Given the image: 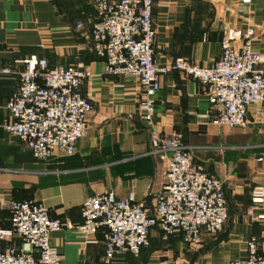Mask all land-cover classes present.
I'll return each mask as SVG.
<instances>
[{
	"label": "crops",
	"instance_id": "1",
	"mask_svg": "<svg viewBox=\"0 0 264 264\" xmlns=\"http://www.w3.org/2000/svg\"><path fill=\"white\" fill-rule=\"evenodd\" d=\"M93 2L0 0V227H10L13 200L43 203L50 217L66 222L49 235L61 254L58 264H103V234L88 236L76 229L83 199L103 192L123 198L132 192L152 212L165 182L163 163L151 152L137 110L138 79L106 74L104 58L94 50ZM153 26V57L160 69L154 123L161 135L180 131L194 161L224 181L228 218L221 232L202 235L198 246L184 243L180 233L165 236L154 226L147 246L137 254L119 253L112 264H228L247 256L252 236L263 251L264 229L246 210L252 188L264 186V107L250 105L244 127L213 123L215 110L204 86L171 64L181 57L211 66L229 26L254 29L252 46L264 61V0H153ZM31 54L45 58L49 66L72 65L89 72L81 85L92 105L89 130L71 155L36 159L2 127L9 118L6 103ZM2 244L20 246L21 239L13 234Z\"/></svg>",
	"mask_w": 264,
	"mask_h": 264
},
{
	"label": "built area",
	"instance_id": "2",
	"mask_svg": "<svg viewBox=\"0 0 264 264\" xmlns=\"http://www.w3.org/2000/svg\"><path fill=\"white\" fill-rule=\"evenodd\" d=\"M93 6L94 50L104 58L106 74L138 79L141 96L137 110L149 134L151 152L163 163L165 182L152 212L136 201L132 192L123 198L112 192L87 196L80 205L81 221L76 229L88 236L103 234V264H112L123 251L137 254L149 244L154 226L165 236L180 233L184 243L198 246L202 235L219 233L227 221L224 181L194 161L180 131L161 135L154 123L160 69L153 57V0H94ZM253 35L252 28L229 26L220 38L221 54L211 66L181 57L171 64L172 69L204 86L215 110L213 123L244 127L248 107H264V61L252 46ZM2 73H9V69ZM88 75L80 67L49 66L45 58L27 56L17 89L6 103L9 118L2 127L36 159L73 154L77 140L89 130L92 105L81 91ZM246 214L264 229V186L252 188ZM65 225V221L50 217L48 207L41 202L13 200L10 227H0V264H58L61 254L51 245L49 235ZM13 234L21 239V245L3 246L2 241ZM246 244L247 256L228 264H264V250H259L256 237Z\"/></svg>",
	"mask_w": 264,
	"mask_h": 264
},
{
	"label": "rangeland",
	"instance_id": "3",
	"mask_svg": "<svg viewBox=\"0 0 264 264\" xmlns=\"http://www.w3.org/2000/svg\"><path fill=\"white\" fill-rule=\"evenodd\" d=\"M221 232V231H220ZM218 234V233H217ZM216 235V234H215Z\"/></svg>",
	"mask_w": 264,
	"mask_h": 264
}]
</instances>
